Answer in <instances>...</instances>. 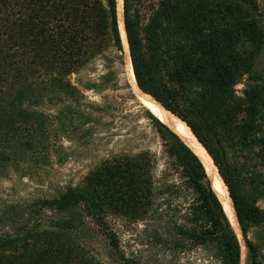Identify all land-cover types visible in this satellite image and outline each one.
Wrapping results in <instances>:
<instances>
[{"label": "trees", "instance_id": "16d2710c", "mask_svg": "<svg viewBox=\"0 0 264 264\" xmlns=\"http://www.w3.org/2000/svg\"><path fill=\"white\" fill-rule=\"evenodd\" d=\"M123 17L138 86L205 147L234 203L247 264H263L255 236L264 228V73L253 72L264 51V0H124ZM120 29L118 0H0V181L50 158L54 115L39 107L59 106L91 136L105 126L94 117L105 110L84 104L78 85L128 90ZM93 61L104 72L99 84L72 81ZM146 114L168 146L164 171L156 173L150 150L124 153L53 197L0 200V264H105L104 256L140 264L123 252L117 220L163 229L171 256L199 251L207 264L242 263L240 239L205 165ZM223 142L258 159L251 192L239 187Z\"/></svg>", "mask_w": 264, "mask_h": 264}, {"label": "rangeland", "instance_id": "374dc122", "mask_svg": "<svg viewBox=\"0 0 264 264\" xmlns=\"http://www.w3.org/2000/svg\"><path fill=\"white\" fill-rule=\"evenodd\" d=\"M103 73L100 62L93 61L71 78L72 81L82 80L91 84H99L98 78ZM263 73L264 51L257 60L253 75ZM247 81L246 76L237 85L236 91L239 97L244 96ZM78 87L84 95L82 99L84 104L90 103L105 110L102 113L94 112V117L105 126L91 136L85 132L88 127L83 124L82 119L73 121L71 124L59 106L39 107L40 110L54 115L51 120L54 131L51 136L50 158L41 163L22 164L18 171L2 179L0 200L19 201L53 197L67 187L81 184L86 176L104 161L124 153L135 154L150 150L158 160L156 173L160 174L164 171V164L170 160L167 155L166 141L147 117V109L132 95L129 85L128 90L123 87L118 90H88L82 85ZM221 145L230 169L236 174L239 187L244 193L251 192L255 180L254 174L262 170L258 159L253 155L252 150L245 149L241 145L232 142H223ZM214 166L219 173L217 166L215 164ZM259 205L264 208V201H261ZM149 225L151 226H148L145 221L134 223L117 220L115 228L120 245L129 258L135 259L140 264H207L203 261V254L199 251L171 256L164 250V230H158L152 226V223ZM251 238L254 239V235ZM255 238L261 239L264 254V228ZM240 242L242 245L241 264H247V249L243 237ZM103 260L105 264H114L106 256Z\"/></svg>", "mask_w": 264, "mask_h": 264}, {"label": "bare ground", "instance_id": "6f19581e", "mask_svg": "<svg viewBox=\"0 0 264 264\" xmlns=\"http://www.w3.org/2000/svg\"><path fill=\"white\" fill-rule=\"evenodd\" d=\"M118 4L121 26L120 30L122 34L126 56V78L128 79L127 81H129L132 85L133 92L137 100H139L140 104H142L147 110H149L160 122H162L166 127H168L173 133H175L198 156V158L201 159L213 182V187L223 203L226 214L239 239H241L243 236L240 230L233 201L230 197L226 185L222 181L220 174L217 173V169L214 166V162L210 157L209 153L198 141V139L196 138V136L194 135V133L186 122H184L181 118H179L170 110L166 109L153 96L148 93H145L138 87L134 74V69L132 66L130 50L128 47L126 32L123 23V0H118Z\"/></svg>", "mask_w": 264, "mask_h": 264}, {"label": "water", "instance_id": "95a60500", "mask_svg": "<svg viewBox=\"0 0 264 264\" xmlns=\"http://www.w3.org/2000/svg\"><path fill=\"white\" fill-rule=\"evenodd\" d=\"M123 3H124V0H123ZM123 23H124V17H123ZM124 28H125V23H124ZM125 32H126V30H125ZM126 37H127V34H126ZM128 42V41H127ZM128 47H129V45H128ZM131 57V56H130ZM124 69H125V73L123 74V76H124V81H126V82H128V85H129V89H130V91L132 92V94L135 96V94H134V92H133V88H132V85L130 84V82L129 81H127L128 79L126 78V56H125V60H124ZM137 82V81H136ZM137 85H138V83H137ZM139 87V86H138ZM140 88V87H139ZM135 98H136V96H135ZM137 99V98H136ZM185 122V121H184ZM188 125V124H187ZM189 126V125H188ZM190 127V126H189ZM191 129V128H190ZM192 130V129H191ZM203 146V145H202ZM204 147V146H203ZM205 148V147H204ZM206 150V149H205ZM207 151V150H206ZM215 164V163H214ZM219 171V170H218ZM229 191V190H228ZM234 204V203H233ZM236 212V211H235ZM236 216H237V213H236ZM237 219H238V217H237ZM238 222H239V220H238ZM240 225V224H239ZM241 228V227H240ZM242 231V230H241ZM243 235V234H242ZM244 239V238H243Z\"/></svg>", "mask_w": 264, "mask_h": 264}]
</instances>
